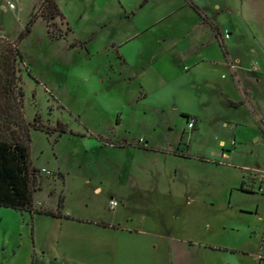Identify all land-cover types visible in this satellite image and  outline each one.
Instances as JSON below:
<instances>
[{
  "label": "rangeland",
  "instance_id": "rangeland-1",
  "mask_svg": "<svg viewBox=\"0 0 264 264\" xmlns=\"http://www.w3.org/2000/svg\"><path fill=\"white\" fill-rule=\"evenodd\" d=\"M139 1L123 0L135 12L128 19L117 0H58L65 16L45 20L41 0H0V49L36 15L18 44L16 84L38 170L35 200L45 207L61 200L62 210L90 218L165 227L192 242L185 245L198 261L203 244L225 245L246 252L236 256L240 263L253 264L264 228L257 172L264 175V119L258 141L232 145L221 123L254 118L248 107L226 106L224 94L238 93L221 88L232 79L217 62L219 47L226 48L231 75L253 90L264 116V0H193L205 21L184 0H149L142 8ZM155 15L170 17L120 48L125 63L110 44L138 18ZM77 41L83 47L70 46ZM197 41L202 49L176 57ZM231 55L241 60L239 70ZM198 58L214 62L186 72ZM36 115L42 130L32 126ZM185 115L198 118V130L188 129ZM2 211L0 239L16 228Z\"/></svg>",
  "mask_w": 264,
  "mask_h": 264
},
{
  "label": "crops",
  "instance_id": "crops-1",
  "mask_svg": "<svg viewBox=\"0 0 264 264\" xmlns=\"http://www.w3.org/2000/svg\"><path fill=\"white\" fill-rule=\"evenodd\" d=\"M55 1L60 12L65 16L58 0ZM97 1L99 0H94L96 3ZM184 1L189 6L193 4L201 10L200 6L193 0ZM148 2L149 0H140L139 8L145 7ZM117 3L123 10V17L129 19L135 14L134 11L127 9L123 0H117ZM169 17L170 15H155L138 18V24L132 25L127 33L123 32L119 42H112L110 47L112 49L117 48L118 56L125 60L123 55L120 54V48L139 37L145 36V34H149L158 23L165 21ZM215 26L217 27V25ZM191 44V50L181 53L177 52L176 57L192 54L195 50L202 49L204 45L200 41ZM214 45L219 47L216 40ZM219 48L221 56L217 64L226 67L225 71L232 79L225 85L222 84L221 88L226 91L234 87L238 93L237 98L225 93L224 102L229 108L240 109L241 107H248L254 118L253 122L249 124L243 119L233 117L230 122H222L221 127L229 128L232 131V145H235L236 141L244 143L248 139L252 140L253 138L254 142H256L259 140L258 135L262 134L260 121L264 119V116L256 113L254 105L256 100L253 90L240 82V80L238 81L239 77L236 79L231 75L232 72L225 64L228 57L226 48V55L223 49ZM229 50H231V47ZM231 58L236 64L235 67L239 70L241 60L238 57L233 58L232 55ZM199 59H196L190 65H186L184 67L185 71H191L204 61L214 62L213 60ZM221 78L224 79L223 75ZM194 118L196 119L195 130H198L200 127L199 121L196 116ZM220 144L222 147L226 146L223 141ZM226 152L223 150L221 156L226 157ZM257 172L260 173L259 178L263 177L264 180L262 172ZM263 186L264 183H262L258 191H261ZM33 203L35 209H43L50 212H57L58 209V206L45 207L44 204L36 202L35 193L33 195ZM117 207L118 204L115 208ZM0 208L4 210L2 215L12 220L16 227L14 231L4 233L3 238L0 239V264H242L237 260L236 256L246 253L231 246H208L203 244L202 246L206 248V251L204 255L200 256L198 261V259H192L188 254L190 249L185 244L193 246L191 241L176 238L165 227L161 228L158 225H152L148 228L147 225L142 223L136 226H129L127 223L121 222V218H116V216H112L113 218L108 220L90 218L73 214L66 209L62 210V208L60 209L62 217L29 213L27 211L20 212L5 207ZM115 208L110 209L115 213ZM65 215L73 219H66L63 217ZM262 232L260 237L261 245L258 252L251 253L253 264H264V228ZM15 234L16 237L13 238ZM10 235L11 238H8L7 236ZM218 259L220 262H218Z\"/></svg>",
  "mask_w": 264,
  "mask_h": 264
},
{
  "label": "trees",
  "instance_id": "trees-1",
  "mask_svg": "<svg viewBox=\"0 0 264 264\" xmlns=\"http://www.w3.org/2000/svg\"><path fill=\"white\" fill-rule=\"evenodd\" d=\"M190 5L205 21L206 16L202 15L201 10L193 4ZM40 9L44 11L41 16L45 20L55 13L62 15L55 0H41ZM35 21L36 15L34 14L29 18L16 41L7 42L0 49V106H4L2 110L0 108V207L62 217L60 214L61 200H59L57 212L34 208L33 195L40 190L38 170L32 167L30 161L29 124L26 123L21 111L23 93L20 90L16 93L17 64L22 61L18 44L30 33ZM215 31L218 35L216 28ZM76 45L83 47V44L78 41L71 43L70 46ZM222 49L226 55L225 48L222 47ZM185 117L190 118L187 115ZM32 126L43 129L39 123V116H35ZM241 190H245L243 183ZM63 217L73 219L67 215Z\"/></svg>",
  "mask_w": 264,
  "mask_h": 264
},
{
  "label": "built area",
  "instance_id": "built-area-1",
  "mask_svg": "<svg viewBox=\"0 0 264 264\" xmlns=\"http://www.w3.org/2000/svg\"><path fill=\"white\" fill-rule=\"evenodd\" d=\"M9 7L12 8L13 6L10 5ZM225 37H228V35H226ZM187 127L189 130H192L195 127V120L192 118L187 119ZM109 206L111 209H114L117 206V202L114 200H110Z\"/></svg>",
  "mask_w": 264,
  "mask_h": 264
}]
</instances>
